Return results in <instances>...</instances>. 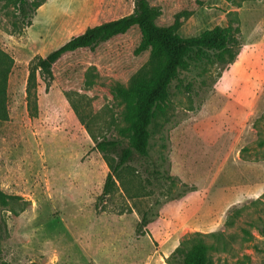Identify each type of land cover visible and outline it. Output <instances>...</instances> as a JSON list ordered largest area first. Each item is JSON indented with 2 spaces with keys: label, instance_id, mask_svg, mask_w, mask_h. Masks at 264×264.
<instances>
[{
  "label": "rangeland",
  "instance_id": "obj_1",
  "mask_svg": "<svg viewBox=\"0 0 264 264\" xmlns=\"http://www.w3.org/2000/svg\"><path fill=\"white\" fill-rule=\"evenodd\" d=\"M149 2L159 22L181 15L185 37L226 25L236 12L243 47L220 77L215 66L206 77L184 73L197 92L173 88L168 121L151 125L149 156L135 155L103 196L109 164L95 142H126L115 92L147 59L134 53L137 32L67 54L51 75L36 70L30 91L28 76L38 57L133 12L134 0H45L27 26L0 0V47L13 59L8 118L0 120V189L12 195L0 202V264H180L167 257L195 231L223 232L210 251L214 264H264V0ZM245 186L258 190L209 216V194ZM144 213L149 222L138 233Z\"/></svg>",
  "mask_w": 264,
  "mask_h": 264
},
{
  "label": "trees",
  "instance_id": "obj_2",
  "mask_svg": "<svg viewBox=\"0 0 264 264\" xmlns=\"http://www.w3.org/2000/svg\"><path fill=\"white\" fill-rule=\"evenodd\" d=\"M18 8L25 25L31 24V17L45 0H9ZM133 12L110 20L88 26L82 32L71 37L58 48L43 57H38L31 65L28 76V91L34 86L35 72L51 75L52 67L65 55L84 49H93L102 42L113 40L128 32L136 31L138 43L134 53H147L145 62L131 75L127 85H118L115 96L123 103L122 118L125 144L119 138L96 139L95 148L108 160L109 172L103 187V196L111 193L115 179L121 170L135 155L147 158L150 152L151 125L157 118L168 121L167 115L173 88H184L195 92L198 86L194 79H185L184 73L195 71L198 75L209 76L210 67H219L217 77L237 60L243 47L240 21L236 12L230 13L226 25L206 28L196 35L182 36L178 33L179 16L167 22H159L160 11L149 0H134ZM13 27L17 23L12 22ZM13 59L0 47V120L8 118L7 83ZM207 83L202 78L200 84ZM197 92V90H196ZM158 175L162 173L156 171ZM162 176V175H161ZM167 178L168 176H162ZM12 195L0 189V202L7 203ZM240 209L226 214L224 223L232 225L233 218ZM149 222L147 214L142 215L137 228ZM215 239L214 243L208 239ZM222 231L203 233L190 232L182 238L167 257V262L175 258L180 264H214L210 251L216 244H223Z\"/></svg>",
  "mask_w": 264,
  "mask_h": 264
},
{
  "label": "crops",
  "instance_id": "obj_3",
  "mask_svg": "<svg viewBox=\"0 0 264 264\" xmlns=\"http://www.w3.org/2000/svg\"><path fill=\"white\" fill-rule=\"evenodd\" d=\"M258 188L256 187H250V186H245V187H240L238 189H236L235 191L232 190H222L220 191V193L218 194L217 198H213V194H215V192H212L211 195L207 197V201L209 200V198L213 201V203H209L210 205L208 206V213L209 216H211L213 213L215 214H221L222 211H225L227 209V207L231 204H233L234 202H238L241 201L243 198H245V196H252L254 194V192H257ZM190 224V223H189ZM191 227V229L196 228L197 226H201L200 223L196 225H189ZM181 234V230H175V232L173 233V235L170 236V238L161 245V248H167L168 246H170L171 244H173L174 241H176V236ZM178 241V240H177Z\"/></svg>",
  "mask_w": 264,
  "mask_h": 264
}]
</instances>
